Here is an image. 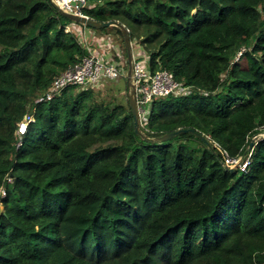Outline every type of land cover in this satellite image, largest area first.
<instances>
[{"label": "trees", "instance_id": "trees-1", "mask_svg": "<svg viewBox=\"0 0 264 264\" xmlns=\"http://www.w3.org/2000/svg\"><path fill=\"white\" fill-rule=\"evenodd\" d=\"M84 13L123 24L136 58L188 92L153 99L141 135L115 78L46 98L97 47L74 24L112 36L126 61L96 52L126 71L124 31L0 0V264H264V0H87ZM180 128L193 131L153 139Z\"/></svg>", "mask_w": 264, "mask_h": 264}, {"label": "built area", "instance_id": "built-area-1", "mask_svg": "<svg viewBox=\"0 0 264 264\" xmlns=\"http://www.w3.org/2000/svg\"><path fill=\"white\" fill-rule=\"evenodd\" d=\"M54 2L68 13L88 16L84 13L87 0H54ZM122 74L123 70L116 61H105L102 53L98 54L96 51H93L84 57L81 63H78L60 73L54 79L53 87L46 95V98L53 97L65 87L73 84L102 86V79L117 78ZM132 74L133 82L135 84V95L141 117L147 115L149 104L153 99L168 94L178 95L188 92V88L175 80L168 70H160L156 73H152L136 57H133ZM42 98L39 97L37 100ZM31 120H33V115L28 114L19 123L18 133L20 135L26 132ZM249 162V156L241 158L227 154L226 157L227 164L239 167L242 170H246ZM8 181L11 182L12 177H8ZM4 193L5 189L2 188L1 194Z\"/></svg>", "mask_w": 264, "mask_h": 264}, {"label": "water", "instance_id": "water-1", "mask_svg": "<svg viewBox=\"0 0 264 264\" xmlns=\"http://www.w3.org/2000/svg\"><path fill=\"white\" fill-rule=\"evenodd\" d=\"M51 3L63 14L69 16L70 18H72L73 20H76L78 22H81L83 24L89 25L91 27L94 28H102V27H106L112 24H117L119 25L123 31H124V35H125V41H126V45H127V49H128V70H127V85L128 88L130 90V93L128 95V99H129V103H130V107L132 110V114L134 117V125H135V130L137 134H143L140 128V123H141V115L139 112V108H138V103H137V99H136V95H135V84L133 82V50H132V42L130 39V35L128 30L125 28V26L123 24H121L118 21H99V20H95L93 18H91L90 16H82V15H75L72 13H68L66 11H64L62 8H60L55 2L54 0H50ZM193 131V129H187V128H180L177 129L175 131H171V132H167L165 134H163L162 136L159 137H155L153 139H157L160 141H165L168 139H171L177 135H179L180 133L186 132V131ZM198 136L205 141L206 143H208V140L200 133H197ZM253 145V141H251L250 143V147ZM233 168H236V166H233Z\"/></svg>", "mask_w": 264, "mask_h": 264}, {"label": "rangeland", "instance_id": "rangeland-1", "mask_svg": "<svg viewBox=\"0 0 264 264\" xmlns=\"http://www.w3.org/2000/svg\"><path fill=\"white\" fill-rule=\"evenodd\" d=\"M78 33L81 34L80 30L78 31ZM81 35L84 36V32ZM103 36H104V39L102 41L103 48H105L106 50H109L111 52H112V50L114 48L118 49L119 50L118 52L121 55L122 60L125 62L126 61V57H125V55L122 52V48L120 49L119 46H116L117 44L115 42H113V40L111 38L112 36H106V35H103ZM87 45L90 46L88 43H87ZM141 62L143 63L144 66H146L147 62H148L147 57L144 56V58H142ZM123 72L125 74L127 72V70L125 71L123 69ZM124 74L122 76H119V77L115 78L114 80H109V85L112 86V89L115 92V94L117 95V98L119 100H121V101H125L126 102L127 99H128V95L130 93V90L125 88V86H126V77H125ZM140 126H141V123H140Z\"/></svg>", "mask_w": 264, "mask_h": 264}, {"label": "crops", "instance_id": "crops-1", "mask_svg": "<svg viewBox=\"0 0 264 264\" xmlns=\"http://www.w3.org/2000/svg\"><path fill=\"white\" fill-rule=\"evenodd\" d=\"M74 27H75L76 30H78V31L80 30L81 34L84 32L83 39H85L86 42L87 41L91 42V43L93 42L94 45L97 46L96 48L94 47V51H96L97 49L99 50L98 46L99 45L102 46V41L104 39V36H101V38H99V40H98L97 35L94 32H92L91 30H89L88 28L82 27V26H80L78 24H74ZM136 54H139V53H136ZM136 54L133 53V56L136 57Z\"/></svg>", "mask_w": 264, "mask_h": 264}]
</instances>
